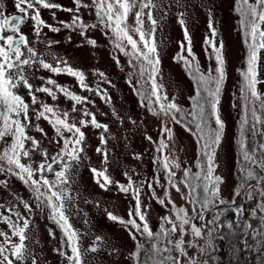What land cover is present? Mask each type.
Wrapping results in <instances>:
<instances>
[{"label":"snow or ice","instance_id":"snow-or-ice-1","mask_svg":"<svg viewBox=\"0 0 264 264\" xmlns=\"http://www.w3.org/2000/svg\"><path fill=\"white\" fill-rule=\"evenodd\" d=\"M73 3L75 7L70 8L50 0H14L17 14L9 15L6 0L0 2V143H3V150L0 151V174L15 177L27 186L31 199L24 200L19 196L16 199L29 216H34L37 211L41 216L47 212V218L60 229L62 237L54 251L64 258L65 264H100L97 256L101 251H108L109 256L121 255L120 249L108 243L106 238L89 231L79 232L70 222L71 212L75 211L85 224L89 223L86 214L81 216L79 207L73 209L76 201L82 199L76 184L81 165L88 167L95 185L104 192H110L112 186H115L120 193H131L135 206L129 208L127 219L107 208L104 209V214L107 219L119 222L129 230L136 247L128 254L127 259L134 264H209L207 257L215 248L214 240L219 232L217 226L227 223L229 231L234 230L232 221H221V217L230 211L236 214L235 226L238 230L245 234L251 232L254 237L253 246L258 251H264V0H235V11L240 17L238 30L246 46V58L245 66L238 69L242 77L239 89L241 160L238 184L231 199L222 198V186L226 188L227 181L225 175L219 171L221 165L217 163L218 153L225 139L226 123L221 114V98L227 72L225 43L222 38L217 40L218 32L214 27L212 9H208L210 35L205 36L203 43L208 60H214L215 66L209 63L207 71H204L193 51L185 12L180 10L182 7L187 8L186 0H160L159 4L154 3V0H91L90 3L73 0ZM173 6L178 10L177 22L184 37L180 44L181 51L174 59L184 64L185 70L196 84L195 94L189 97L192 105L188 111H184L174 96L169 98L164 84L159 82L162 81L160 47L163 41L157 42L156 32L158 29L162 31L163 21ZM82 8L94 9L95 23L88 24L83 20L78 14ZM41 9H59L73 13V16L71 22L60 21L61 26H54L42 18ZM153 10L161 12L159 20L154 18ZM131 13L135 16V27L130 30L127 20ZM52 16L55 19V11ZM145 17L150 22L148 31L144 28ZM29 20L35 44L43 43L49 55L53 46L60 41L46 37L41 39L44 28L52 33H59L61 27L78 32L83 44L92 48L97 47V41L88 35L90 30L102 28L106 34L111 31L112 36L109 39L113 52L116 53L112 58L118 66L119 54L127 58L126 82L139 97L140 106L153 116L163 117L159 142L153 141L152 136L145 135L146 140L156 144L157 152L168 147L163 138L164 134L168 141L173 140V129L167 123L169 118L174 124H183L188 131H193L192 126H195L193 134L197 137L201 153L195 162L198 169L196 172H192L191 167H186L183 169V179L177 181L175 169L181 167L180 163L168 156L153 158V164L162 165L168 187L165 188L164 198L157 196L153 183L160 184L159 171L147 187L152 190V197L160 205H171L169 214L160 218L161 223L156 232L152 231L148 212L141 199L145 182L136 184L127 171L124 172L126 183H121L109 175L111 161L107 144L109 139L115 137L111 134L109 124L98 121L97 114L86 106L94 102L87 96L59 84L51 76L39 77V86L34 83L36 69L56 75L67 74L75 78L82 90L95 92L105 103L110 104L111 97L107 89H101L99 84L101 81L111 84V81L104 71L94 70L92 75L99 79L93 88L87 83L85 72L73 67L63 57L53 56L54 63L48 62L22 29ZM67 42H72L71 35L67 37ZM184 42L187 44L186 48ZM185 51L187 55L184 54ZM21 88L31 97V105H40L38 110L34 109L36 121L43 118L54 130L55 146L58 148L55 155L49 154L41 140L28 135L26 129L31 126L30 105L18 94ZM37 93L46 94L53 101L57 100L58 94H63L72 102L71 113L77 114L79 118L72 116L68 110L61 111L57 106L40 101ZM78 105L83 107L78 108ZM233 107H236L235 102ZM111 114L114 121L125 124V118L115 108ZM127 120L133 126L137 124L131 116ZM34 127L37 133L42 134V139L48 136L39 123ZM89 127L100 130L99 146L95 148V152L102 156L99 167H93L87 155L88 138L85 129ZM8 137H11L10 143ZM48 139L51 143L53 137ZM26 142L30 147H26ZM37 154L38 163L33 160V155ZM22 158H27L28 163L22 162ZM136 158L140 159V156L137 155ZM50 174L53 179H49ZM0 185L7 188L8 180H0ZM181 185L188 189L186 199L192 205L191 215L186 208H178L169 196V188H175L180 193ZM239 197L247 201L256 200L258 197V202L251 210L252 217L258 216L255 227L242 219L245 209L243 202L238 201ZM83 199L84 203H93L94 207L99 208L98 201ZM210 211L213 212L212 219L206 221L205 217ZM15 216L16 222H13L10 216L0 214V220L11 229V236L0 231V237H3V242H0V264H42L34 249L25 243L29 238L27 230L34 221L22 217L18 210ZM21 220L22 225L19 223ZM196 220L202 222L200 226L195 223ZM48 234L55 239L52 228L48 229ZM137 234L147 237L150 246L146 248ZM88 236H94V239L84 247L81 241ZM187 236L191 238L186 240ZM12 237H18V242L13 241ZM32 238L38 243L35 235ZM244 243L247 247L248 242ZM188 249H195V254L189 256ZM201 256L204 257L203 260L200 259ZM261 264H264V259Z\"/></svg>","mask_w":264,"mask_h":264},{"label":"rangeland","instance_id":"rangeland-1","mask_svg":"<svg viewBox=\"0 0 264 264\" xmlns=\"http://www.w3.org/2000/svg\"><path fill=\"white\" fill-rule=\"evenodd\" d=\"M0 2H4V0H0ZM50 2L61 4L64 7H75L73 0H50ZM83 2L90 3L91 0H83ZM154 3L159 4L160 0H154ZM186 3L187 8L185 9L182 7L180 10L185 12L186 24L192 38L193 51L204 71H207L209 63H211L213 67L215 66L214 60H208V54L205 52L206 46L203 43L205 36L210 35L208 29L209 8H211L213 12L214 27L218 32L217 40L219 41V39L222 38L225 43L227 77L222 90L221 114L225 120L226 128L223 147L218 153L219 159L217 163L221 165L219 171L225 175L227 181V187L225 188L222 186V198L231 199L233 190L238 184V170L241 160V153L239 151V121L241 107L239 89L242 77L238 69H242L245 66L246 46L242 42V37L238 30L240 17L235 11V0H186ZM6 4L8 11L14 9V0H6ZM53 11H55V19H53L52 16ZM177 11V8L173 6L169 15L163 21L162 31L158 29L156 32L157 42L163 41V45L160 47L162 57L160 65L162 81L159 82L164 84L169 98L174 96L176 102L184 111H188L192 105V101L189 97L195 94L196 84L193 78L188 75L184 64L174 59L177 53L181 51L180 44L184 39L182 28L177 22ZM78 14L88 24L96 22L94 9L82 8ZM41 16L47 23L54 26H61L60 21L71 22L73 13L59 9H41ZM153 16L155 19L159 20L161 12L153 10ZM127 24L130 30L134 29V13L130 14ZM149 27L150 22L145 17L144 28L148 31ZM30 29L31 21L29 20L26 22V26H24L23 30L28 35L29 40L33 42V46L37 48L39 53L44 54V58L48 62L54 63L53 56L58 55L63 57L68 60L73 67L85 72L87 83L93 88L96 87V81L99 79V77L92 75L94 70L104 71L106 77L111 81V84L103 81L99 84L101 89H107L111 97L110 104L105 103L95 92L82 90L75 78L67 74L56 75L43 69H36L34 83L36 86H39V77L43 76L47 78L51 76L53 79L57 80L59 84L67 86L77 94L87 96L89 100L94 102L86 106L90 111L97 114L98 121L109 124L111 134L115 137V139H109L107 144L109 160L111 161L109 175L119 180L121 183H126L127 179L124 176V172L127 171L136 184H140L141 181L145 182L143 184L141 199L145 210L148 212V222L152 231L156 232L161 223L160 218L169 214L171 205H160L157 200L152 197V190L147 187L148 183L153 182L157 171H159L160 184L153 183V188L157 196L164 198L165 188L168 187L167 181L164 178L162 165L153 164V158L156 156H160L161 158L163 156H168L169 159L180 163L181 167L175 169V179L177 181L183 179V169L186 167H191L192 172H196L198 169L195 167V162L201 153L200 145L197 143V137L193 134L195 126H192L193 131H188L183 124H174L169 118L167 123L168 126L173 129V140L168 141L167 135L164 134L163 138L168 144V147L161 152H157L156 144L146 140L145 135L152 136L153 141L158 143L161 138L160 128L163 117L153 116L146 108L140 106L139 97L133 91L132 86L126 82L128 78L127 58L119 54V66L116 65L112 58L116 53L113 52V46L109 39L112 36L110 30L107 34L102 28L90 30L88 35L97 41V47L92 48L91 46L83 44L82 38L79 36L78 32H72L69 29L61 27L59 33H52L47 28H44L42 30L41 39L46 37L50 40L60 41L59 44L53 46L51 55H49L43 43L39 45L35 44V36ZM69 35L72 36L71 43L67 42V37ZM184 43L186 48L187 44L186 42ZM184 54L187 55L186 51ZM112 85H114V87ZM262 88H264V86H262ZM18 94L22 95L25 101L30 105L29 121L31 122V126L26 129L28 135L35 136L38 140H41L42 145L48 149L49 154L55 155L58 148L55 146L54 130L47 120L42 118L40 121H36L34 109L38 110L40 105H31V97L27 95L26 90L23 88L19 90ZM37 96L40 101L57 106L61 111L68 110L72 116L79 118L77 114L71 113L72 102L65 98L63 94H58L56 101H53L51 97L43 93H37ZM234 102L236 104L235 108L233 107ZM77 107L81 108L83 106L78 105ZM113 108L125 118L124 125L119 124V122L114 121L112 118L111 113ZM128 116H131L132 119L137 121L135 126L127 120ZM36 123H39L40 126L45 129L48 134L47 137H43L42 139V134L36 132L34 127ZM85 131L88 138L86 145L87 155L92 161V166L99 167L102 156L95 152V148L99 146L100 130L89 127L85 129ZM49 137H53L51 143H49ZM8 142H11V137H8ZM26 147H30V144L27 142ZM2 150L3 143H0V151ZM137 155L140 156V159L136 158ZM33 160L36 163L39 162L38 154L33 155ZM22 162L28 163L27 158H22ZM85 164H87V161H85ZM53 178V175L50 174L49 179ZM5 179L8 180V187L5 188L0 185V205L3 206L0 207V214L3 216H10L13 222H16L15 212L18 210L22 217L34 221V224H30V228L27 230L29 238L25 243L29 248L34 249L37 257L42 261V264H65L64 258L54 251V249L59 246V241L62 237L60 229L47 218V212L41 216L37 211L34 216H29L27 211L23 208V205L18 204L16 199L17 196L24 200L31 199V193L27 186L15 177H6L0 174V180ZM76 184L82 199L76 201L73 205V209L79 207L81 216L86 214L89 223L85 224L83 219L78 217L75 211H72L70 222L73 227L79 232L89 231L96 235H101L106 238L108 243L120 249L121 255L119 257L109 256L108 251H101L97 256L100 264H134L132 260L127 259L128 254L136 247V242L131 239L129 230L119 222H113L107 219L106 214H104V209L107 208L109 211H113L114 214L127 219L129 208H134L135 206V201L132 199L131 193L127 195L120 193L115 186H112L110 192H104L95 185L88 167L84 165H81L79 168ZM160 185H164V187ZM187 191L188 189L183 185H181L180 193H178L175 188L168 189L169 196L176 206L178 208H186L191 215L192 205L188 203L186 199ZM73 195H75V192H73ZM83 198L90 201H98L99 208L94 207L93 203H84ZM250 202L251 201H247L248 205H250ZM248 205H246V208H249ZM10 208L12 209L11 212L9 211ZM209 215H206V221L211 219L212 215ZM19 223L22 225V220ZM195 223L200 226L202 222L196 220ZM49 228L53 229L55 239L49 236ZM0 231L7 232L9 236H11V229L8 224L4 223L2 220H0ZM33 235H35L38 243L34 242L32 238ZM137 235L138 239L146 248L150 246L147 237H140L139 234ZM190 238V236H187L186 240ZM18 239V237H12V240L15 242H18ZM93 239L94 236H88L82 239V246L87 247ZM0 242H3V237H0ZM195 251V249H188V255H194ZM200 259L203 260L204 257L201 256Z\"/></svg>","mask_w":264,"mask_h":264},{"label":"trees","instance_id":"trees-1","mask_svg":"<svg viewBox=\"0 0 264 264\" xmlns=\"http://www.w3.org/2000/svg\"><path fill=\"white\" fill-rule=\"evenodd\" d=\"M237 199L244 204L245 211L242 219L252 223L255 227L258 224V216L252 217L251 210L258 202V197L256 200H252L250 205H248L247 200H244L243 197ZM246 205L249 208H246ZM209 214L213 216V212L210 211L207 215ZM235 220L236 214L231 211L221 217L222 222L232 221L234 223V230L230 232L227 228V223L217 226L219 227V232L216 234L214 240L215 248L207 257L209 264H261L262 259H264V251H258L253 246L254 237L251 232L245 234L239 231L235 226ZM245 241L248 242L247 247L245 246Z\"/></svg>","mask_w":264,"mask_h":264},{"label":"flooded vegetation","instance_id":"flooded-vegetation-1","mask_svg":"<svg viewBox=\"0 0 264 264\" xmlns=\"http://www.w3.org/2000/svg\"><path fill=\"white\" fill-rule=\"evenodd\" d=\"M8 14L9 15L17 14L15 8L10 10V11H8ZM24 26H26V24ZM24 26H22V29L24 28Z\"/></svg>","mask_w":264,"mask_h":264}]
</instances>
